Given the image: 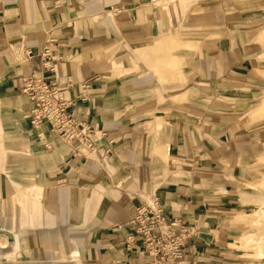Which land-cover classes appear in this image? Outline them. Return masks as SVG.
Wrapping results in <instances>:
<instances>
[{"label":"crops","instance_id":"0c3cea01","mask_svg":"<svg viewBox=\"0 0 264 264\" xmlns=\"http://www.w3.org/2000/svg\"><path fill=\"white\" fill-rule=\"evenodd\" d=\"M152 2L0 0V264L16 254L18 239L26 246L20 255L43 264L63 255L65 264H147L126 240L137 209L153 197L170 216L201 228L182 264H239L229 247L231 225L240 222L230 210L241 202L231 176L256 158L253 149L264 150L256 121L264 119V14L204 0L183 27L159 18ZM198 2L175 8L185 14ZM183 31L181 44L176 33ZM49 38L52 78L72 77L73 98L88 86L89 101L76 104V116L104 134L96 154L74 156L47 132L48 150L29 125L24 79L40 73L36 55ZM136 52L171 78L161 105L149 82L158 85L156 75L145 72L136 85L115 76L124 66L112 70L132 65ZM180 75L183 86L175 88ZM104 147L110 154L102 157Z\"/></svg>","mask_w":264,"mask_h":264},{"label":"built area","instance_id":"2783aa9c","mask_svg":"<svg viewBox=\"0 0 264 264\" xmlns=\"http://www.w3.org/2000/svg\"><path fill=\"white\" fill-rule=\"evenodd\" d=\"M53 42V38H49L36 55L40 73L24 79L22 93L29 102V125L48 150L51 143L46 142L47 132L51 140L61 141L74 156L83 155L85 151L96 154L101 147L98 140L104 134L76 116V104L89 101L88 86H81L79 96L73 98L69 95L75 86L72 77L62 82L52 78V74H56L52 64ZM27 57L31 60L35 55L29 51ZM108 154L110 148L104 147L101 156ZM130 224L133 233L127 237L126 247L132 250L137 245L139 257L147 264H182L190 242L201 231L198 222L187 223L182 218L170 216L155 197L137 209Z\"/></svg>","mask_w":264,"mask_h":264},{"label":"rangeland","instance_id":"374dc122","mask_svg":"<svg viewBox=\"0 0 264 264\" xmlns=\"http://www.w3.org/2000/svg\"><path fill=\"white\" fill-rule=\"evenodd\" d=\"M187 0H153L152 7L156 9L159 13H161L159 18L163 17L168 19L169 23L172 24L173 19L176 18L179 21V24L184 27V24L186 23V20L188 18V15H190L193 11H199L201 4L204 2V0H199L198 4L193 6L189 10V12L183 14V9L180 7L179 11L175 8L177 4L180 3V5L183 4ZM194 4L196 0H193ZM221 1H227L229 3H235V7L239 10H241L244 13L252 12L254 15H261L264 14V0H221ZM181 9V10H180ZM184 29V28H183ZM189 32H180L176 33L177 41H179L181 44H183V40L187 38V34ZM186 36V37H185ZM163 38L166 36H162ZM161 39V38H160ZM177 49H174L173 52H176ZM196 51V49L194 48ZM182 51V50H181ZM148 54H151L149 52H146ZM155 59H159L160 57L155 56ZM132 62V65L126 62H121L117 67H115L113 72L118 71L120 68V65L123 67L124 70L122 75H115L118 76L121 80L120 81H132L135 82L137 85V81L135 80L136 77L139 75L146 73H149V76L158 78V85H154V80L149 81L152 82L150 84V87H156L158 92V98L160 105L164 103L165 96L162 94V92L169 93L170 86V79L171 78H163L161 74L156 73L155 69L153 67H150V65L140 57V55L136 52L134 54V57L130 60ZM179 62V70L182 74V62L180 60H177ZM157 63V62H156ZM155 63V64H156ZM153 64V63H152ZM179 73V72H178ZM159 74V75H158ZM264 75V73H262ZM176 75V74H175ZM124 77L126 78L124 80ZM174 77V76H173ZM168 80L166 83L162 82ZM176 80V79H175ZM178 83H175V88H181L182 81H181V75L176 80ZM181 90V89H180ZM137 96V95H136ZM136 96H132L131 102L135 103L137 102ZM154 98V97H152ZM262 104V102H261ZM264 113V107L261 111V114ZM261 125L259 128L260 133H264V119L256 120ZM253 153H256V158L254 159H245L243 161L242 168L235 170L234 174H232V179H237V182L232 187L237 189V191L240 194V205L238 207H235L234 209H231L236 216V214H239L238 219L240 222L236 221V217L234 218V222L231 232H232V244L229 246L230 251L235 252L238 257L239 264H264V255H260L258 246L253 243V236L254 238H258L260 241L263 242V248H264V150H262L260 147L256 150L253 149ZM250 155V150L249 154ZM236 173V174H235ZM252 215L250 219V224L246 221V218ZM246 217V218H245ZM235 223L237 225H235ZM26 224H20L19 225V232L26 236ZM35 228V226H34ZM236 233V237H235ZM237 238V239H236ZM237 242V245H240L239 247H235V240ZM18 245H16V254L12 255H6L3 257V264H37V263H31L33 262V259H27L24 257V255H20L21 252H24L25 250L23 248L21 240H17ZM242 241V243H240ZM248 241L250 242L248 244ZM3 245L7 247L8 241L4 240ZM23 247V248H22ZM28 247V245H27ZM42 247V246H41ZM22 248V249H21ZM63 254V253H62ZM62 259L57 264H65L68 263L69 257H66L65 255L60 256ZM54 260V259H53ZM52 260V262H53ZM31 261V262H28ZM43 264V261L42 263ZM45 264H49L48 262H45Z\"/></svg>","mask_w":264,"mask_h":264},{"label":"bare ground","instance_id":"6f19581e","mask_svg":"<svg viewBox=\"0 0 264 264\" xmlns=\"http://www.w3.org/2000/svg\"><path fill=\"white\" fill-rule=\"evenodd\" d=\"M84 154V156L85 157H87V154H91V153H89V152H87V151H85V152H83ZM38 206V205H37ZM35 207V206H34ZM33 207V208H34ZM33 211V210H32ZM34 221H36V224H35V228H36V230H38V229H40V227H41V225L38 223V221H39V214H38V212H37V209L35 208V220ZM37 234V240H41L39 237H41V234L42 233H40V232H37L36 233ZM57 240H58V238H57V236H55V233H53V232H50V235H49V242L51 243V244H54L55 242H57ZM251 240H253V243L254 244H256V246H258V250H259V253H260V255H264V248H263V241L261 240H259L257 237L256 238H254V236H253V239H251ZM250 242L248 241V244H249ZM24 257H26L27 259H33V262H35V263H37V264H41L42 263V257H39V256H36V255H24ZM55 258V256L52 254L51 255V257H50V262H52V260Z\"/></svg>","mask_w":264,"mask_h":264}]
</instances>
